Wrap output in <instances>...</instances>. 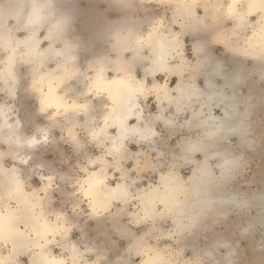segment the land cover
<instances>
[{"label": "crops", "instance_id": "1", "mask_svg": "<svg viewBox=\"0 0 264 264\" xmlns=\"http://www.w3.org/2000/svg\"><path fill=\"white\" fill-rule=\"evenodd\" d=\"M12 1L0 0V7ZM183 4L190 8V19L184 20L178 14V7ZM229 4L230 0H147L142 4L137 2L135 11H132L119 0H56V11L65 21V32L58 37L53 36L54 41H58L55 42V46L61 47L62 39L67 42L69 40V43L75 45L74 51H77L75 68L78 73L66 79L65 86L61 87L59 92L70 103H88L90 116L96 121L87 124L88 117L82 112H78L74 119L71 113H64L61 110L51 108L42 110L39 103L40 86L35 84L37 77L35 71L38 67L35 61L29 62L24 57H18L16 68L18 81L14 91H10L4 82H0L2 103H10V106L12 103L17 105L26 101L38 103L32 108L31 104H28L26 111L15 110L9 115L11 121H20L25 137H29V133L38 136L48 131L47 139H44V181L47 184L56 182V185L65 181L76 183L79 178L74 169L81 164L82 158L79 156L81 153L88 155L89 167L98 166L100 162L109 167L107 171L103 168L108 183L111 184L114 179L118 182L127 181V184L132 186L146 176H153L158 182L160 175L171 169L175 170L179 178L185 180L187 174L191 175L194 168L205 159L202 153L204 149L211 154L214 150H227L231 155L242 154V166L248 164L256 153L254 150L241 146L238 137L230 133L209 147L212 143L206 134L209 126L204 125L206 118L207 120L211 116L212 119L222 118L224 110L229 109V105L240 101L241 112L247 111L246 105L248 109L251 108L248 128L250 130L252 127L254 139L256 134H259L260 148L264 147V47H261L260 55H257L250 45V41L258 35L262 14L260 12L249 14L246 2H242L238 6V12L234 13L229 10ZM156 5L168 8L170 15L167 19L156 13ZM15 25L13 19L8 21V26L13 28L14 37H25L28 32L19 30L18 25L16 27ZM47 27L46 25L41 28L39 38L46 37ZM154 30L160 35L177 38L178 48L167 67L156 68L152 65V54L147 40ZM49 44V41H42L41 48ZM6 56L7 50L0 47V73L4 68ZM101 58L105 59V70L109 79L129 72L134 80H143L148 87L159 82L172 90L168 100L153 90L139 95L142 115L145 120H150L157 134L155 133L149 142L138 138L127 139L121 158L109 154V141L102 140L98 135L105 121L103 114L108 113L113 107L105 94L96 90L90 91V78L94 74L93 67L97 65L94 60ZM118 59L122 63H118ZM57 64V59H51L43 71H51L57 68ZM257 66L260 69L259 73L256 71ZM214 70H217V73ZM237 70H241L243 74L240 81L234 75ZM234 78L239 82H235ZM179 84L194 85L201 93L194 96L195 98L187 95L179 99L174 89ZM235 84L238 86L233 95L230 88ZM224 85L228 86L225 95H209L211 87L220 89ZM249 104L251 106L248 107ZM192 112L196 115L194 116ZM159 116L161 119L158 120L156 117ZM43 118L44 124L41 123ZM130 123L134 124L135 121L132 120ZM109 132L114 135L117 130L111 128ZM191 141L199 144L197 147L199 146L200 150L189 156L190 154L186 153L188 149L185 152V147ZM1 145L3 144H0V150ZM3 146L8 149L6 145ZM39 147L38 143L34 149ZM182 153L184 154L181 155ZM183 158L185 162L181 160ZM7 159L14 167H26L27 163L22 164L21 160L10 156L3 160L4 165ZM190 159L193 161H189ZM218 161L217 156L210 159L214 175H217L215 170L218 171ZM65 166L72 170L65 171ZM88 204L90 205L89 201ZM160 208L157 207L158 213ZM128 210V205L124 207L121 202L115 201L108 210L94 212L124 217ZM113 226L119 232L120 238H133L124 227ZM207 228H210L209 225ZM94 230L97 231V225ZM215 240L216 238L212 240L213 244ZM220 240L222 243L225 242L224 239ZM140 252L142 253V249ZM128 253L137 254L131 249ZM254 257L251 264H264L263 258L256 255Z\"/></svg>", "mask_w": 264, "mask_h": 264}, {"label": "bare ground", "instance_id": "2", "mask_svg": "<svg viewBox=\"0 0 264 264\" xmlns=\"http://www.w3.org/2000/svg\"><path fill=\"white\" fill-rule=\"evenodd\" d=\"M55 1L13 0L12 3L10 2L0 7V47L7 50L5 65L1 73L4 74L7 80L5 84L6 88L13 91L18 81L16 73L18 57H24V59L29 62L35 61L38 66L35 71L37 72V81L43 82L46 88L43 96L44 105H48V108L54 110L73 111L75 114L78 112H89L90 106L88 103H70L64 98L63 94L59 92V89L65 86L66 79L71 78L77 73L75 68L77 51H74L75 45L71 44L72 42L69 43V40L67 42L65 39H62L61 47L57 48L55 46V42L58 41H54L53 36L58 37L65 32V21L63 17L59 16L57 13ZM242 2L247 3L249 14L257 12L262 14V22L258 35L253 41H250L251 48L254 49L253 51L257 55H260L259 51L261 47H264V0H230L229 10L234 13L238 12V6ZM178 14L183 17L184 20L190 19V8L185 4L180 5L178 7ZM10 19H13L16 25H18L19 30L28 32L25 37H14L13 28L8 26V21ZM46 25L48 26L46 31L47 34H45L46 37L43 39L39 38L38 33L41 28ZM61 38L62 36L59 39ZM42 41H49L50 44L42 49ZM147 41L152 54L153 67H167L174 57V51L178 48L177 38L169 37L164 34L160 35L157 30H154L149 34ZM51 59L58 60L57 68L51 71H43V68L46 67ZM94 61L97 62V65L95 64L96 67H93L94 74L90 84V91L96 90L97 92L105 94L113 105L112 109L109 110L108 113L106 112L105 122L100 127L99 134L103 137V140L109 141V154L121 158L127 139L138 138L149 142L151 137L156 133L152 123L149 122L150 120H145L143 117L144 115H142V106L140 108L138 101L139 95L153 90L154 93L168 100L172 90H170L166 84H161L159 82L148 87L145 81L134 80L129 72H126L123 76L109 79L106 75L105 59L101 58ZM117 62L120 63V59H118ZM214 71L217 73V70ZM256 71L258 73L260 72L258 66ZM234 75L239 81L243 78L241 70L235 71ZM237 81L235 80V82ZM237 86L238 84H235L230 88L233 90V95ZM211 88L212 90L209 89L211 91L208 92L209 95L217 94L223 96L226 94L225 90H227L226 88H228V86L224 85L220 89L214 87L216 90H214L213 87ZM174 89L179 99H183L187 95L194 97L201 93L194 85L183 86L179 84ZM221 90L222 92H219ZM117 101L119 102L118 106L116 103ZM241 104L240 101L233 102L229 105V109L224 110L225 114L222 118H215L217 120L214 118L212 119L211 117L213 116H208L210 117L208 120L206 118L204 125L206 127L209 126L206 134L207 138L212 142L210 146L208 145L209 147H212V145H215V141L224 139L230 133L238 137L241 146L251 150L255 148L256 139L253 137L252 127L250 130L248 128L251 108L248 109L247 105H244L247 111L243 110L244 112H241ZM249 106H251V104H249L248 107ZM9 114L8 107L0 105V122H2L3 119H7L9 125L18 128L20 142L23 145L20 148H32L33 146L28 147V142L34 139L38 143V140L35 138H27V141H23L20 133V123L11 121ZM195 115L196 113L194 116ZM156 118H158V120L161 119L160 116ZM132 120L135 121L134 124L130 123ZM111 128L116 129L117 133L114 135L110 134L109 130ZM197 145L199 144L191 141V143L185 147V152L188 149L186 152L187 155L190 154L189 156H192L195 151L200 150V147H197ZM201 149L203 148L201 147ZM206 150L207 149H204V151H202L205 155V159L202 162L200 161L201 163L196 166L187 183L176 175L175 170L171 169L160 175L158 185L151 186L141 191L138 199L142 205L145 216L156 218L159 215L156 212L157 207L161 206L162 212H164L165 215H169L175 225L179 226L181 230H191L204 219L209 211L217 212L221 207L230 203V200L220 195L218 188L219 185L229 177H233L232 175H234L241 165L243 157L242 155L234 157L227 150L225 152L214 150L212 154L207 153ZM0 152L4 151L1 150ZM141 152L142 151H140V153ZM4 153H9L8 156H17L14 149ZM143 154H145V152H143ZM183 154L184 153L181 155ZM187 155H185V157ZM213 156L219 158L217 164V169L219 171L218 176L214 175L213 168L210 164V159ZM181 157H179V159ZM17 159L21 160L22 164H25L22 162L26 161L25 158ZM181 160H184V158ZM189 161H193V159ZM189 161L188 163H190ZM4 169L8 170L5 167ZM4 185L17 203V208L4 205L3 209H0V241L10 247V252L6 255V259L12 264H20L21 262L18 261L19 256L26 254L33 248L34 251L30 255L29 264H33V262L37 260L40 261L41 264H83V254L74 244L62 245L61 249L68 253L67 256L63 257L53 254L51 250L53 243L58 242V237H60L62 241H65L69 236V231L64 222L59 223L50 221L45 217L44 212L40 210V201L39 206H36L37 199L34 198L33 194L28 193L24 189L23 182L18 172L14 175L10 173L9 176L6 177ZM84 191L92 204L101 210L109 209L115 201L121 202L126 206L133 198L126 181L119 182L115 186H110L106 174L98 170L92 172L85 180ZM231 197L232 196H230V198ZM243 203L244 202H240L241 206H243ZM235 204L238 205V203ZM37 244L42 247H37ZM157 260L158 259L155 257L150 259L152 263H157Z\"/></svg>", "mask_w": 264, "mask_h": 264}, {"label": "rangeland", "instance_id": "3", "mask_svg": "<svg viewBox=\"0 0 264 264\" xmlns=\"http://www.w3.org/2000/svg\"><path fill=\"white\" fill-rule=\"evenodd\" d=\"M156 13L164 19H167L170 15L167 7L157 5ZM91 80L92 77L89 84H91ZM35 84L40 86L39 103L41 109L44 110L48 108L45 107L43 100L45 85L43 82H38L37 77ZM2 102L0 101V105L8 107L9 113L15 110L19 112L26 111L28 104H31V108L38 105L37 102L28 103L26 101L17 105L12 103L10 106V103ZM63 112L71 113L74 119L78 114L73 111ZM82 113H85L88 117L87 124L96 121L91 118L90 111ZM103 115L105 119L106 114ZM71 120L73 122V119ZM17 122L20 123L19 120ZM41 123L44 124V118ZM20 131L23 141L35 138L38 140L40 147L34 149L38 143L32 148L17 149L14 146L12 149L15 150L17 156L10 157L16 159L20 155V158H25L27 161L26 167H14L9 159L6 160V165L3 164V166L8 170H18L24 189L33 194L35 199L39 198L40 210L44 212L48 220L65 223L69 231L68 238L62 241L58 237V242H54L51 246V250L56 256H67L68 253L61 249L62 245L74 244L83 254V264H251L255 258L254 255L264 259V147L260 148L261 137L259 134L255 136L256 145L253 150L256 153L250 158L249 163L243 166L241 163L232 175L233 177H229L219 185L220 195L225 196L230 200V203L221 207L218 210L219 212L209 211L195 228L181 230L169 215L162 212L161 206L159 213L156 211L159 214L156 218H150L143 213L142 205L138 199L139 194L144 189L159 184L160 178L157 182V179H154L153 176H146L139 183L137 182L135 186L127 184L133 198L127 204L129 212L127 211L126 216L119 217L115 214L110 216V213H95L94 211L104 210L96 208L86 196L84 191L85 180L92 172L96 171V168L106 174L103 172V168L107 171L109 167L100 162L101 164H98V166L92 165L90 166L92 168H90L88 166L89 157L85 153L79 155L82 158L81 164L74 169L79 178L76 183L72 184L71 181H65L56 185V182H54L50 183L51 188L47 193L41 191L47 185V182L44 181V132L38 136L29 133V137H25L22 125ZM98 135L101 137L99 132ZM101 138L103 140V137ZM1 148L4 152L10 151L8 146V149L3 145H1ZM25 148L29 151L26 152ZM222 151L225 152L226 150ZM239 155L233 156L237 157ZM7 157L9 156L7 155L5 158ZM68 169L72 170L70 167H64L65 171ZM215 173L217 176L219 175V171L215 170ZM190 176V174H187L188 178H186L188 180L186 178L185 180L181 179L187 183ZM0 180L5 183L6 177L0 176ZM117 183L119 182L113 179L111 184H108L115 186ZM230 196L232 197L230 198ZM13 198L7 187L3 185L0 188V209H3L4 205L17 208V203ZM240 202H244L243 206ZM235 203H238V205ZM96 225L97 231L94 230ZM113 225L124 227L130 235H133V238H120L119 232ZM208 225L210 228H207ZM214 238L216 240L213 244L212 240ZM220 239H224L225 242L222 243ZM129 249L137 254L128 253ZM141 249L142 253L140 252ZM33 251L34 249L31 248L26 254L19 256L18 261L21 262L20 264H29L30 255ZM9 252L10 247L0 241V264H12L6 259ZM152 257L158 259V262L152 263L150 261Z\"/></svg>", "mask_w": 264, "mask_h": 264}, {"label": "clouds", "instance_id": "4", "mask_svg": "<svg viewBox=\"0 0 264 264\" xmlns=\"http://www.w3.org/2000/svg\"><path fill=\"white\" fill-rule=\"evenodd\" d=\"M120 3L124 4L127 8H129L132 11H135V5L137 4V2L139 3H145L147 2V0H119ZM0 82H4L5 84L7 83V80L4 76V74L0 73ZM117 106L119 104V102L117 101ZM115 111V109H114ZM48 136V131H45V133H43V138L46 140ZM33 140H30L28 142V147H32L34 146L37 141L35 143H32ZM0 144L3 145H7L9 147V149L11 150L13 148V146L20 148L23 145L20 142V137L18 135V128H14L13 126L8 124L7 119H3L2 122H0ZM9 153H4V152H0V176L3 177H8L9 174H16L17 173V169H11V170H5L4 166H3V159L8 155ZM23 163H27V161H22ZM119 163V160H117V164ZM117 171H119V168L117 167ZM4 185V181L0 180V188H2ZM51 188V184H47L44 188L41 189V191H44L45 193L48 192V190ZM39 206V198H37V205ZM37 247H42L41 245L37 244ZM33 264H41L40 261H34Z\"/></svg>", "mask_w": 264, "mask_h": 264}, {"label": "snow or ice", "instance_id": "5", "mask_svg": "<svg viewBox=\"0 0 264 264\" xmlns=\"http://www.w3.org/2000/svg\"><path fill=\"white\" fill-rule=\"evenodd\" d=\"M45 107H48V105H45ZM58 107H59V105H58ZM36 141H32V143H35Z\"/></svg>", "mask_w": 264, "mask_h": 264}]
</instances>
